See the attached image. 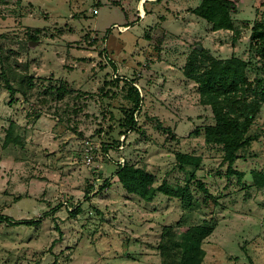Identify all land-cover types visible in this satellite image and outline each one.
<instances>
[{
	"label": "rangeland",
	"instance_id": "374dc122",
	"mask_svg": "<svg viewBox=\"0 0 264 264\" xmlns=\"http://www.w3.org/2000/svg\"><path fill=\"white\" fill-rule=\"evenodd\" d=\"M200 1L0 0V215L14 222L0 220V264H161L162 229L200 224L213 228L202 264H264V102L232 164L239 179L205 141L214 115L185 74L200 47L199 68L234 56L253 88L264 81V0H229L231 30L195 14ZM8 129L19 143H4ZM124 163L186 187L190 206L129 193Z\"/></svg>",
	"mask_w": 264,
	"mask_h": 264
},
{
	"label": "trees",
	"instance_id": "16d2710c",
	"mask_svg": "<svg viewBox=\"0 0 264 264\" xmlns=\"http://www.w3.org/2000/svg\"><path fill=\"white\" fill-rule=\"evenodd\" d=\"M229 0H201L194 13L213 24L214 29H234L229 16ZM264 57V34L254 36ZM203 50L195 48L193 54L189 55L185 64V74L198 83L200 90V101L209 105L214 115L215 123L204 129V138L207 143H216L223 146L224 160L227 161V174H235L239 179L242 172L235 170L232 164L236 158V152L249 143L250 138L246 132L251 124L260 105L264 102V81L256 80V88H253L254 80H249L246 74V62L238 57L227 60H216L209 58V62L199 68L198 63H203ZM6 88L15 93L14 88L6 84ZM251 93L249 95L247 93ZM132 93L134 108L140 103L139 94L133 86L128 89ZM133 111L127 115L124 125L130 129L135 125ZM4 143H19L18 136L8 129ZM177 160L181 164L194 165L197 167L200 157L190 154H177ZM116 179L129 193L136 194L145 201H151L157 193L168 197L179 198L183 207L188 208L191 204L190 194L186 187L173 189L165 182L154 186V176L144 169L132 164L124 163L115 172ZM263 180L264 177L262 176ZM105 180L102 187L109 186ZM206 197L207 190L201 187ZM79 211L75 208L71 214ZM1 221L14 223L7 217L0 215ZM180 225V222L177 223ZM212 227L200 224L191 225L182 233L177 234L173 228L164 227L158 244L161 264H202L205 251L202 248L203 240L212 232Z\"/></svg>",
	"mask_w": 264,
	"mask_h": 264
},
{
	"label": "water",
	"instance_id": "95a60500",
	"mask_svg": "<svg viewBox=\"0 0 264 264\" xmlns=\"http://www.w3.org/2000/svg\"><path fill=\"white\" fill-rule=\"evenodd\" d=\"M199 49H200V47H199Z\"/></svg>",
	"mask_w": 264,
	"mask_h": 264
}]
</instances>
